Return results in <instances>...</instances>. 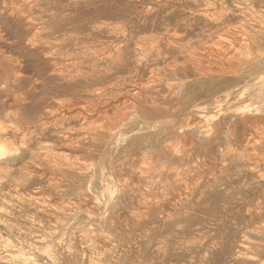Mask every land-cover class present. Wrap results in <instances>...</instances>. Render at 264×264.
<instances>
[{"label": "rangeland", "instance_id": "1", "mask_svg": "<svg viewBox=\"0 0 264 264\" xmlns=\"http://www.w3.org/2000/svg\"><path fill=\"white\" fill-rule=\"evenodd\" d=\"M260 23L264 0H0V122L23 141L0 160V264H213L230 232L260 255L264 75L238 64ZM200 73L216 95L183 107Z\"/></svg>", "mask_w": 264, "mask_h": 264}, {"label": "bare ground", "instance_id": "2", "mask_svg": "<svg viewBox=\"0 0 264 264\" xmlns=\"http://www.w3.org/2000/svg\"><path fill=\"white\" fill-rule=\"evenodd\" d=\"M254 29L255 30L249 31L251 33H249L248 38L245 39L244 43L240 46V48L242 50L241 54H243L244 56L239 59L238 64H240L241 66H242V64L245 65V67H247L249 72H251V71L252 72H261L264 75V53H263L264 52V50H263L264 49V23H260V25L255 26ZM253 53H258V55L255 57H252L251 55ZM200 74H201V77L196 79L195 81L187 82V83H181L179 85L178 92H177V98L183 103V107L195 106V102L199 97H205L206 98L205 103H201V104H206V103L213 101V98L216 95V87H217V84L215 83V78L213 75L202 76V73H200ZM241 79H242V77H237V80H241ZM252 79L258 80L253 84V86H254L253 94L257 95V93H259V95L264 96V76L256 78V79H254V78H252ZM144 91H146V89L144 87L130 86L129 93L132 95V97L134 99H136L139 96V94H141V92H144ZM259 105L264 106L263 102H262V104H259ZM260 111H264V110L262 109ZM2 123H4V122L3 121L0 122V160H6V162L15 161L16 158L18 157V152L22 148V145H23L22 142L23 141L18 142V144L16 145L13 142V140L6 138V135H10L12 133H13L12 135H17L18 133L16 130L13 129V127L5 126L4 124H6L7 122L4 124H2ZM145 127L149 128V125H147ZM142 128H143V126H142ZM176 129H177V126H175L174 124H167L165 127H162V130H165L166 132L168 130L175 131ZM18 130H20V129H18ZM160 132L153 133V134L149 133V136H148L149 138H147V139L152 141V142L157 141L159 138L158 135L160 134ZM183 132L189 133L193 139H195L197 142H199L202 145L208 146L211 143L212 132H210V131H208V132L203 131L199 127H191V128L183 130ZM145 141L146 140H145L144 136H133L129 142V149H140L142 146L145 145V143H146ZM152 144H154V143H152ZM5 167H6L5 165L0 164V173L5 171ZM97 196H98V194H97ZM263 223H264V221H263ZM261 231H262V234H261L260 240H264V225L262 226ZM235 238H236L235 232H233V233L230 232L227 235V237L223 241L222 248L220 251V255L215 260V262L213 264H224L223 258L225 257V255H227L229 253L232 255H234V253H235L234 258L232 260H230V262H231L230 264H264V249H261V248L258 249L259 253L261 252L260 255H252L253 253L244 252L246 250L245 249V242H242V243H240V245H238V250L236 252H233L232 246H233V243H235ZM23 255H24L23 260H25V261L28 260L29 262H32V261L38 262V257L40 254L38 253V251L35 248H32V246H31V248L29 249L28 252H26V253L23 252ZM50 255H51V253H50ZM52 257H55V256L53 255Z\"/></svg>", "mask_w": 264, "mask_h": 264}]
</instances>
